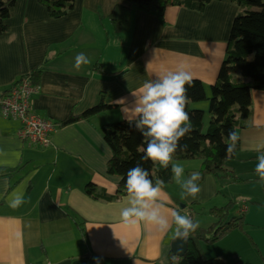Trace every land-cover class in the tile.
<instances>
[{
	"label": "crops",
	"instance_id": "obj_1",
	"mask_svg": "<svg viewBox=\"0 0 264 264\" xmlns=\"http://www.w3.org/2000/svg\"><path fill=\"white\" fill-rule=\"evenodd\" d=\"M116 7L128 8L121 32L111 23ZM240 12L231 2L214 1L202 14L170 7L162 21L127 0H76L66 17L54 20L37 0L17 1L9 32L0 36V99L21 78L43 68L31 109L57 128L51 146L41 148L19 140V124L0 116V172H9L0 177V264H61L87 255L102 264L166 262L176 238L174 223L164 233L143 222L129 227L120 215L128 195L107 203L85 193L89 184L109 195L117 192L119 179L107 175L112 152L101 131L108 124L128 122L121 109L134 103L132 93L169 71H189L209 97ZM81 52L91 63L77 70L75 57ZM251 96L252 128L240 131L241 149L227 167L253 182L234 186L208 176L198 182L201 192L195 200L182 197L174 180L163 189L170 222L171 211L179 210L193 221L203 219V229L215 223L211 209L240 203L235 217H243L245 229L234 232H239L236 238L231 234L216 245L202 246L207 259L223 264H235L236 258L244 264H264V200L260 189L249 191V185L260 181L255 167L264 154V92L253 91ZM102 97L115 109L58 127L69 116L97 106ZM201 105L192 108L205 112ZM177 163L185 177L201 168L199 161ZM232 188L242 199L222 194ZM220 198L231 199L214 205Z\"/></svg>",
	"mask_w": 264,
	"mask_h": 264
},
{
	"label": "trees",
	"instance_id": "obj_2",
	"mask_svg": "<svg viewBox=\"0 0 264 264\" xmlns=\"http://www.w3.org/2000/svg\"><path fill=\"white\" fill-rule=\"evenodd\" d=\"M18 0H0V36L9 32L8 21L13 17ZM47 9L51 19L59 20L66 17L74 8L76 0H37ZM133 6L148 13L157 14L165 21V14L170 7L185 8L197 13H204L206 7L214 1H228L237 5L241 12L235 18L230 39L227 43L225 59L221 65L217 82L210 88L208 97L203 83L194 80L193 86L187 87L189 102L186 111L192 121L193 131L180 141L175 162L199 161L201 168L200 183L208 176L217 182H229L234 186L246 185L253 181L242 180L239 175L227 167V163L234 161L241 149L240 131L251 127L253 116L252 92H264V0H127ZM128 8L116 7L111 15V23L116 32L123 31ZM44 69L34 71L30 77L33 86L38 87ZM209 103L211 116L208 127L205 125V113L193 109L192 105ZM115 109L107 105L104 97L101 102L78 116H69L58 127H67L81 121L89 120L108 110ZM235 131L238 141L233 154L226 152L229 140L228 132ZM102 136L112 152L107 164V175L119 179L117 192L109 195L103 189L93 184L87 185L85 193L96 201L107 203L120 201L127 196L126 174L138 163L147 169L150 178L155 182L162 180L163 189L173 183L171 167L167 170L151 160L141 159L146 147L145 138L128 122L112 123L102 128ZM186 146V147H185ZM6 172H0V177H7ZM236 203L230 202L224 207L210 210V216L215 223L207 228H198L188 240V251L184 258H176L172 252L164 263L154 264H223L219 259H207L203 253V245H216L236 231H243V217H231ZM192 219V218H191ZM193 220V219H192ZM85 257L86 264H102ZM235 264H244L236 258Z\"/></svg>",
	"mask_w": 264,
	"mask_h": 264
},
{
	"label": "clouds",
	"instance_id": "obj_3",
	"mask_svg": "<svg viewBox=\"0 0 264 264\" xmlns=\"http://www.w3.org/2000/svg\"><path fill=\"white\" fill-rule=\"evenodd\" d=\"M89 63L90 59L81 52L76 55L74 66L80 70ZM193 83V76L183 68L166 72L146 81L138 93H132L134 103L131 106L124 105L121 110L128 123L145 138L146 147L141 149V159L151 160L166 170L171 167L172 179L182 189V197L195 200L201 192L198 183L201 174L192 172L185 177L183 166L174 160L176 153L181 150L180 141L193 131L191 117L186 111L189 102L187 87L193 86ZM228 136L231 142L226 152L231 155L239 138L231 130ZM257 161L255 172L264 181V154L259 155ZM163 184L162 180L153 182L149 171L139 163L130 168L126 174L128 205L121 210L122 221L129 227L143 222L162 233L167 232L171 223H174L176 237L188 239L200 227L199 222L182 215L179 210L171 211L170 222Z\"/></svg>",
	"mask_w": 264,
	"mask_h": 264
},
{
	"label": "built area",
	"instance_id": "obj_4",
	"mask_svg": "<svg viewBox=\"0 0 264 264\" xmlns=\"http://www.w3.org/2000/svg\"><path fill=\"white\" fill-rule=\"evenodd\" d=\"M39 88L32 85L30 77L25 76L0 99V116L19 124L17 137L19 140L41 148H48L52 144L51 135L57 125L43 119L32 112L31 102ZM243 204L242 213L245 212Z\"/></svg>",
	"mask_w": 264,
	"mask_h": 264
},
{
	"label": "rangeland",
	"instance_id": "obj_5",
	"mask_svg": "<svg viewBox=\"0 0 264 264\" xmlns=\"http://www.w3.org/2000/svg\"><path fill=\"white\" fill-rule=\"evenodd\" d=\"M233 25V24H232ZM201 107L202 108H205V125H206V127H208V125H209V122H210V118H211V116H210V114H209V103L208 102H204V103H202V105H201ZM203 111V110H202ZM255 183H259L258 185H249V186H251L250 188H249V191H250V189H253V190H256L255 188H258V189H260L261 190V192H260V194H261V199L262 200H264V182L263 181H258V182H255ZM251 184V183H250ZM248 185V184H247ZM257 186V187H256ZM235 190H238V189H234V188H232V191H229V190H225V193H223L222 192V194L224 195H226L227 197H231V198H233V199H242V198H238L240 195H239V192H236ZM249 191H248V193H249ZM257 191V190H256ZM258 192V191H257ZM222 196V195H221ZM248 197V196H247ZM231 198H226V199H222V198H220L219 199V202H215L216 204H214V205H226V203H228L227 201H229ZM228 199V200H227ZM182 205V204H181ZM181 205H180V207H181ZM208 206H213V204L212 205H208ZM240 206V203L238 202V204H236V207H235V209L231 212V217H235V212L237 211V209H238V207ZM183 209V208H182ZM209 208H206V210H208ZM191 216V215H190ZM189 216V217H190ZM202 217V216H201ZM202 218H204V217H202ZM207 218H209V217H207ZM200 222L201 223H203V219H200V221H199V224H200ZM236 234H239V232H237V233H233V238H236L237 237V235ZM212 250H215V249H212ZM232 263V262H231Z\"/></svg>",
	"mask_w": 264,
	"mask_h": 264
},
{
	"label": "water",
	"instance_id": "obj_6",
	"mask_svg": "<svg viewBox=\"0 0 264 264\" xmlns=\"http://www.w3.org/2000/svg\"><path fill=\"white\" fill-rule=\"evenodd\" d=\"M185 205H181V208H185ZM188 251V240L184 238H175L171 244V252L176 258H184ZM61 264H86L84 260L72 262L71 260L65 261Z\"/></svg>",
	"mask_w": 264,
	"mask_h": 264
}]
</instances>
